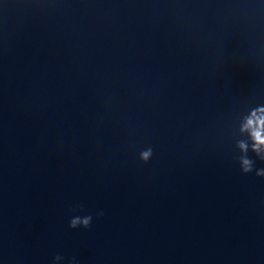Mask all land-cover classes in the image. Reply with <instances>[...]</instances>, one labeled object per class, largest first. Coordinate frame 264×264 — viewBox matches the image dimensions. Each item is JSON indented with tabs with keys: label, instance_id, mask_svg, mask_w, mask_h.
<instances>
[{
	"label": "clouds",
	"instance_id": "clouds-1",
	"mask_svg": "<svg viewBox=\"0 0 264 264\" xmlns=\"http://www.w3.org/2000/svg\"><path fill=\"white\" fill-rule=\"evenodd\" d=\"M241 133H246L248 139L237 142V147L241 151V155L237 158L240 163L241 171L245 174L253 172L254 161L248 156L249 149L260 160L264 161V109L252 111L250 115L244 118L240 127ZM152 150L149 149L141 154V159L147 162L151 156ZM256 176L264 177V168L255 171ZM82 210V206H78ZM102 216L103 212L97 213ZM92 216L86 215L73 217L69 222V227L76 229L77 227L88 228L91 225ZM63 259L57 255L55 260Z\"/></svg>",
	"mask_w": 264,
	"mask_h": 264
}]
</instances>
